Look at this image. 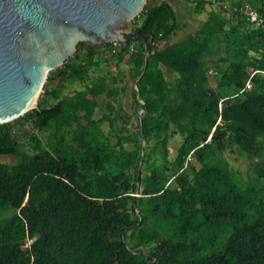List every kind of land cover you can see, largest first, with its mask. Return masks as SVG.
I'll return each instance as SVG.
<instances>
[{"label":"trees","instance_id":"obj_1","mask_svg":"<svg viewBox=\"0 0 264 264\" xmlns=\"http://www.w3.org/2000/svg\"><path fill=\"white\" fill-rule=\"evenodd\" d=\"M218 1L263 22L217 8L185 33L174 0H146L128 31L150 40L143 73L140 40L79 44L0 124V264H264V0Z\"/></svg>","mask_w":264,"mask_h":264},{"label":"water","instance_id":"obj_2","mask_svg":"<svg viewBox=\"0 0 264 264\" xmlns=\"http://www.w3.org/2000/svg\"><path fill=\"white\" fill-rule=\"evenodd\" d=\"M145 1L0 0V124L36 107L48 72L70 58L79 44L140 40L143 73L150 40L139 30L121 33L120 29L139 14ZM138 79L132 81L136 92ZM142 156L141 148L140 160Z\"/></svg>","mask_w":264,"mask_h":264},{"label":"rangeland","instance_id":"obj_3","mask_svg":"<svg viewBox=\"0 0 264 264\" xmlns=\"http://www.w3.org/2000/svg\"><path fill=\"white\" fill-rule=\"evenodd\" d=\"M191 2H192V0H174L177 18L180 21H183L186 23V27L184 29L185 33L192 32L193 30H195L196 27H198L204 21L206 11H208L211 8L217 9L216 6H213V5L209 6L207 4L204 6V10L200 15H195L191 10L187 9V7H188L187 5L188 4L191 5L192 4ZM130 23H131V20L124 23L121 26L120 32L121 33L128 32L129 28L131 26ZM123 98L121 99L120 103L124 106V109L128 111L129 110L128 105L130 102V96L127 93L125 96V99H126L125 101L123 100ZM102 127L105 129L106 125L104 124ZM19 136H20L21 140L24 138L22 135H19ZM179 142H180L179 136L174 137L169 142V144H168L169 159H173V157L175 155V150L178 147ZM226 160L228 161V163L232 169L238 170L242 174L244 173L245 168H246V163H245V160L241 156H239L237 154L226 155ZM13 161H14L13 157L0 156V163L9 164V163H14Z\"/></svg>","mask_w":264,"mask_h":264},{"label":"built area","instance_id":"obj_4","mask_svg":"<svg viewBox=\"0 0 264 264\" xmlns=\"http://www.w3.org/2000/svg\"><path fill=\"white\" fill-rule=\"evenodd\" d=\"M199 1H202L205 4L216 6L219 10L220 9L224 10L227 13L228 12H236L245 19V21L248 23L249 26H251L253 28L259 27L263 22L262 18L260 16H258L256 11H254L248 5H242V6H238V7L232 6L230 8L228 4L223 3L221 1H218V0H199ZM109 43H111L112 52L114 51L115 48H117L121 44V43L116 42V41H110ZM136 48H137V43L131 42L127 47V52L129 54H133L136 52ZM209 74H211V71L209 72ZM248 87H249V85L246 84L245 88H248Z\"/></svg>","mask_w":264,"mask_h":264},{"label":"crops","instance_id":"obj_5","mask_svg":"<svg viewBox=\"0 0 264 264\" xmlns=\"http://www.w3.org/2000/svg\"><path fill=\"white\" fill-rule=\"evenodd\" d=\"M211 9H214V8H211ZM112 70H113L112 74L114 77L120 79L118 76H115L117 73H120L121 75H123L122 83H124L126 81V73L128 71V66L125 63V60H121V62H119L117 64V66L112 67ZM118 84H120V83H118ZM129 86L133 88L132 82L129 83ZM126 94H127V92H126ZM123 100L124 101L126 100L125 97L123 98Z\"/></svg>","mask_w":264,"mask_h":264}]
</instances>
